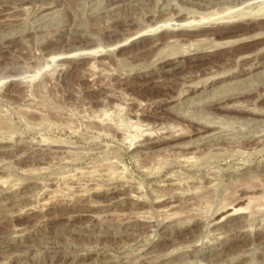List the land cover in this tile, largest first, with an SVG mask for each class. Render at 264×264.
I'll return each instance as SVG.
<instances>
[{"label": "rangeland", "instance_id": "374dc122", "mask_svg": "<svg viewBox=\"0 0 264 264\" xmlns=\"http://www.w3.org/2000/svg\"><path fill=\"white\" fill-rule=\"evenodd\" d=\"M263 4L0 0V264H264Z\"/></svg>", "mask_w": 264, "mask_h": 264}, {"label": "bare ground", "instance_id": "6f19581e", "mask_svg": "<svg viewBox=\"0 0 264 264\" xmlns=\"http://www.w3.org/2000/svg\"><path fill=\"white\" fill-rule=\"evenodd\" d=\"M264 5V4H263ZM257 11H259V10H257ZM221 30V29H220ZM222 31V30H221ZM226 31V30H225ZM139 37V36H138ZM256 135V134H255ZM6 182V181H5ZM249 184V183H248ZM254 195V194H253ZM249 198V197H248ZM254 198V197H253ZM256 198V197H255ZM251 199H252V197H251ZM258 199V198H257ZM254 202H256V201H254ZM251 205H252V203H251ZM250 205V206H251ZM238 205H234L233 207H231V205H230V207L231 208H229V212H228V214H230V215H232V214H234V213H236V212H238L240 209H241V207L239 208V207H237Z\"/></svg>", "mask_w": 264, "mask_h": 264}]
</instances>
